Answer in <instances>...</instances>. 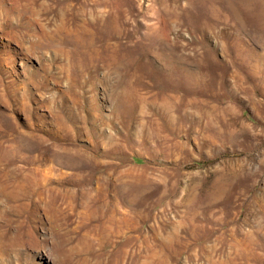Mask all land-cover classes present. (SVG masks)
Instances as JSON below:
<instances>
[{
  "label": "rangeland",
  "instance_id": "1",
  "mask_svg": "<svg viewBox=\"0 0 264 264\" xmlns=\"http://www.w3.org/2000/svg\"><path fill=\"white\" fill-rule=\"evenodd\" d=\"M0 264H264V0H0Z\"/></svg>",
  "mask_w": 264,
  "mask_h": 264
}]
</instances>
